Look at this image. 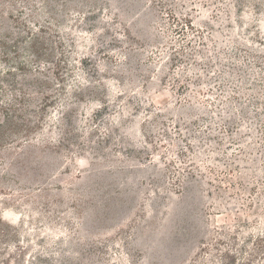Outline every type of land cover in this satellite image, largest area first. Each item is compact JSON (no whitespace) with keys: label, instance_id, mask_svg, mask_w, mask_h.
<instances>
[{"label":"rangeland","instance_id":"1","mask_svg":"<svg viewBox=\"0 0 264 264\" xmlns=\"http://www.w3.org/2000/svg\"><path fill=\"white\" fill-rule=\"evenodd\" d=\"M35 36L0 264H264V0H0V56Z\"/></svg>","mask_w":264,"mask_h":264},{"label":"trees","instance_id":"2","mask_svg":"<svg viewBox=\"0 0 264 264\" xmlns=\"http://www.w3.org/2000/svg\"><path fill=\"white\" fill-rule=\"evenodd\" d=\"M33 15L37 16L38 14L35 12ZM189 26H192V22ZM19 42V40L14 41L11 46H7L3 43L5 51L2 52L0 56V62L3 63L2 68H0V75L5 76L0 82L9 87V92L3 95L5 104L0 107V113L2 114V121L0 122V147L7 143V138L10 135H17L20 132L27 134L42 129L41 120H38L36 124H31L29 120L23 121V118H26V114L32 113L30 105L32 104L31 106H34L33 101L35 96L42 97L40 102L50 99L51 101H55L57 99L56 96L52 97L51 94L46 92V89L49 88L48 79L43 75L46 66L40 62L46 59L45 63L48 65L51 63L49 59L52 55L45 52L44 40L41 41L35 36L30 40L27 49H25V51L27 50V53L34 58V62H39L38 68H34L29 64V57L27 56L26 58L24 52L16 50ZM53 65L54 75L60 79L66 78L65 75H62L61 64L55 63ZM27 73L29 76L25 80H22V83L18 82L17 74H21L25 77ZM3 90L4 89L0 87V92ZM64 91L65 94H62L63 99L67 95V91ZM57 97H59V95H57ZM58 101H61V98H59ZM60 107L64 109V106ZM41 108L42 107H37V110H41ZM34 114H37V112H34ZM15 119H19L20 122H16Z\"/></svg>","mask_w":264,"mask_h":264}]
</instances>
